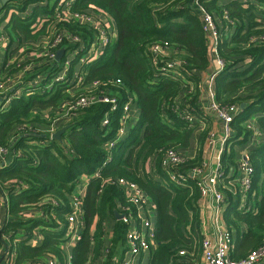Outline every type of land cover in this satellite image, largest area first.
Returning <instances> with one entry per match:
<instances>
[{
  "label": "trees",
  "instance_id": "1",
  "mask_svg": "<svg viewBox=\"0 0 264 264\" xmlns=\"http://www.w3.org/2000/svg\"><path fill=\"white\" fill-rule=\"evenodd\" d=\"M59 1L0 0V24L7 37L0 76L10 90L23 83L17 76L32 53L39 51L42 57L41 38L48 36L51 41L55 33L66 30L78 35L86 49L93 40L90 25L51 20ZM199 5L215 21V51L224 63L213 83L216 101L222 108L236 106L238 111L246 103L231 122L229 145L221 155L220 190L227 208L223 220L234 237L230 257L243 259L264 245V0H74L73 11L108 16L117 29V39L90 64L79 63L84 55L80 52L72 59L66 79L50 90L41 87L33 94L12 93L8 102L0 97V150L7 151L4 156L0 152V261L14 257L13 264H40L57 258L60 264H68L62 246L68 240L67 216L81 177L88 176L84 228L70 264H112L125 250L127 225L116 218L115 211L126 199L122 190L109 182L119 178L137 183L156 211V245L150 250L148 264H200L199 187L194 179H188L186 186L177 184L162 165L166 150L183 153L195 140L194 157L179 170L201 165L204 143L210 137L212 124L206 121L210 115L203 107V88L213 68V50ZM43 17L51 19L38 25ZM154 44L166 45L176 54L158 56L155 64ZM73 48L67 46V50ZM175 57L190 71L185 78L161 71L167 60H178ZM74 69H86L80 87L70 83ZM41 72L47 79L55 78L58 68ZM89 94L116 95V109L111 111V105L104 102L77 111L68 108ZM130 99L136 118L129 123L124 139L107 149ZM43 110L68 113L69 119L58 126L71 125L62 140L41 131ZM107 112L110 119L103 126ZM184 112L203 119V130H199L198 121L187 123ZM253 118L260 133L257 146L251 145L253 130L248 126ZM247 145L251 146L247 153L254 167L246 197L255 203L252 212L239 209L244 197L237 182L239 154ZM109 154L111 160L100 176H94ZM109 221L113 234L107 245L104 236Z\"/></svg>",
  "mask_w": 264,
  "mask_h": 264
},
{
  "label": "built area",
  "instance_id": "2",
  "mask_svg": "<svg viewBox=\"0 0 264 264\" xmlns=\"http://www.w3.org/2000/svg\"><path fill=\"white\" fill-rule=\"evenodd\" d=\"M74 0H61L59 1L58 7L54 11V15L51 19L49 17H43L40 19L39 24L53 20L55 23H62L63 21H73L82 24H87L93 27L95 36L91 41L90 45L86 49V45L82 43L81 38L78 35H73L66 30L62 33H55L54 38L50 41L49 37H44L39 41L38 45L43 46L44 57H50L52 64L51 68L56 67L60 71H65V75L55 74L54 80L50 84H45L47 77L45 74H37L36 77L30 79L26 85L16 84L10 90V93L14 91L16 95L22 93L33 94L39 92L41 87L46 90H50L54 87V84L66 79L69 71L71 70L72 60L70 55H74V58L83 52L84 55L79 57V63L82 65L90 64L98 59L103 53L106 47L111 44L115 39H117V29L110 18L104 14H97L91 11L79 12L73 11L71 9V2ZM198 2V0H195ZM199 12L202 13V19L204 22V29L210 38V43L213 50V68L215 73H209L208 80L204 84L203 88V107L206 113H213L218 116L223 124L224 137L221 143H225V148L227 147L228 141L231 137V122L234 120L236 115H238L241 110H237L236 106H231L230 108H222L218 105L215 94L213 91V83L215 76L221 73L224 69V63L220 61L216 54V45L218 40V31L216 29L215 21L211 14H209L203 6H198ZM1 17V16H0ZM46 41L44 45L43 42ZM0 42L4 45L7 43V37L2 31V26L0 24ZM73 45L74 48L67 50V46ZM61 48H65V52L62 56L61 61L64 56L65 59L62 61L63 65L60 67L58 61L56 60L57 52ZM151 51L154 53L153 62L157 64L158 56L165 57L166 52L169 51V47L161 44H154L151 47ZM44 56V57H43ZM1 57V55H0ZM78 63V65H80ZM211 70V71H212ZM161 71L164 73H171L174 77L185 78L190 71L185 67L180 60L166 61L161 67ZM86 69L81 71L74 69L72 72V77L70 78V83L75 87H80L84 83V73ZM207 79V78H206ZM0 76V91L8 90L6 81H1ZM95 84V83H93ZM9 97H5L7 102ZM97 102L109 103L112 107L111 111H114L117 107L116 95H85L77 99L75 104L68 107L70 110L77 111L81 108L88 107ZM133 100L130 99L124 104L122 117L120 119V126L117 130L116 137L111 139L107 145V149H111L117 145L120 141L124 139L127 134V124L134 118L132 110ZM67 108V107H66ZM68 110V109H67ZM67 119H69L68 113ZM136 118V117H135ZM109 114L105 113L103 118V126H106L109 122ZM183 119L187 123H194L198 121L199 118L194 114L184 112ZM248 126L253 130V139L257 135H260L258 129L249 122ZM57 130H52L51 135H53ZM2 156L6 154V149L0 150ZM190 157H187L184 153H181L175 149H168L164 152L162 157V165L164 169L168 172L170 179L179 185L186 186L188 179H194L197 186L199 187L202 198L211 196L215 201L216 205L212 214V225L214 227L213 235H203L202 239V254L200 264H264V245L259 249L252 251L247 257L240 260H232L230 257L231 250L234 246V237L231 231L226 227L223 220V212L226 206L224 202L222 191L220 190L221 183L223 181L221 155L215 157L216 165L215 167L206 172L208 162L204 161L201 165L192 167L188 170L181 171L179 167L183 165ZM111 160V155L109 154L102 167H100L96 172V177L100 176L102 168H104L108 162ZM254 175V167L251 165L248 153L242 156V159L238 164V178L237 182L242 189L244 197H242V202L239 209H244L245 211L252 212L255 211V203L252 204L248 202L247 192L250 189L251 179ZM110 183L116 184L123 192L126 199V204H119L118 212L122 214V220L127 225L126 236H125V253L120 256V258L114 259L112 264H139L145 253H148L155 244V223L152 220L151 213L153 208L151 202L147 197L144 190L135 182L130 181L126 178H119L117 181H109ZM83 197L81 193H76L72 198V212L67 216L68 226L66 237L68 238V243L76 244L80 239V233L84 228V210H83ZM5 259L0 261V264H13L11 260ZM68 264H70L72 254L67 255ZM40 264H60L59 259L51 258L45 260Z\"/></svg>",
  "mask_w": 264,
  "mask_h": 264
},
{
  "label": "rangeland",
  "instance_id": "3",
  "mask_svg": "<svg viewBox=\"0 0 264 264\" xmlns=\"http://www.w3.org/2000/svg\"><path fill=\"white\" fill-rule=\"evenodd\" d=\"M11 36H12V39L14 41H17V36L16 34L11 31ZM42 40V38L40 39ZM43 44L45 45L46 44V41L43 42ZM37 45V44H35ZM59 51V50H58ZM0 55L2 54V57H0V59L2 58V60L4 59L5 57V52L3 51V49L0 47ZM173 54H176V53H172V50L168 52H166V55L165 56H170V55H173ZM74 58V55H70V59L72 60ZM37 59V60H35ZM43 58L40 57L39 58V51H34L32 53V56L25 61V64H24V68L21 69L20 71V74L17 76L18 77V82H23V83H18V85H26L28 83V81L34 77H36L37 74L40 73V71L42 69H44V71L48 70V72L50 73L51 72V61H50V57H44V60L42 62H40ZM174 59H178L180 60L179 57H175ZM13 60H11L12 62ZM58 65L60 67H62L63 65V62L62 61H59ZM48 66V67H47ZM43 72H41L40 74H42ZM49 73H46V74H49ZM65 71H60L58 70V74L59 75H63V76H66L65 75ZM211 73H215L213 70L211 71ZM47 77V76H46ZM54 80V77L50 78V79H46V81H44L45 84H50L52 81ZM208 80V77L206 79V81ZM206 81H205V84H206ZM14 91H12L10 93V89L9 90H5V91H0V97L3 99L5 97H9ZM205 94V93H204ZM42 116V119H44L45 123L43 124V126H41L42 128L41 131L45 134H51L52 130H59L61 127L58 128L59 125L63 124L61 122L67 120V114L66 112H63V111H58L56 112L55 110L54 111H51V112H48L47 110H43L41 111L40 113ZM207 115H210V119L207 118V122H210V124H212L213 122H216L217 123V126H218V129L216 128H213L212 127V130L210 132V137L207 139H205L206 143H204V151H203V161L202 162H209L210 160L213 161V157H217L218 155H222V153L226 150H224V147H225V143H221L223 137H224V133H223V124L221 123V118L219 119L218 116H215V114L213 113H208ZM213 117H216L215 119ZM134 118H132L129 123L131 121H133ZM254 119V118H253ZM204 123V122H203ZM128 125L127 124V130H128ZM65 126V125H64ZM216 126V127H217ZM203 128L205 127V123L204 125L202 126ZM201 127V131L203 130V128ZM201 136V133L198 134L197 136V140L201 139L200 138ZM253 136V134H252ZM256 140L253 139V137L251 138V142H255ZM195 142L197 143V141L195 140ZM194 142L193 144V148L190 149V151H192V154H195L196 153V143ZM259 141H256L255 142V145H259L258 144ZM187 156V155H186ZM189 157V156H187ZM242 159V156H240L239 158V161ZM149 262V256L146 257V259L142 262V264H148Z\"/></svg>",
  "mask_w": 264,
  "mask_h": 264
},
{
  "label": "crops",
  "instance_id": "4",
  "mask_svg": "<svg viewBox=\"0 0 264 264\" xmlns=\"http://www.w3.org/2000/svg\"><path fill=\"white\" fill-rule=\"evenodd\" d=\"M0 47L6 53V49H7L6 45H4L2 42H0ZM1 57H2V54H1ZM3 62H4V59L2 60V58H1L0 59V72H1V68L3 67ZM213 118L215 119L216 117H213ZM251 122L253 124V123H255V120L252 119ZM198 123L201 124L200 127H199V130H200V128L203 126V119L199 118L198 119ZM216 126H217V123L213 122L212 125H211V130H212V127L218 129V126L217 127ZM200 131L199 132L197 131L196 134L197 135L200 134ZM255 140L259 141L258 140V135L256 136ZM255 142H251V145H255ZM196 146H197V143H196ZM250 147H251L250 145H247L246 147L242 148L240 150V154L239 155L243 156L245 153H247V151H248V149H250ZM192 148H193V145L190 148L184 150L183 153L185 155L189 156L190 158L194 157L195 154H192V151H190V149H192ZM240 156H239V158H240ZM212 159H213V161L210 160L208 162V166H207L206 172L211 171L216 165V161H214L215 157H213ZM89 180H90V177H88V176H82L81 177L80 182L78 184V189L76 190L77 193L79 192V193H81L82 196H84V194L86 193L88 184H89ZM199 204H200V219H201L200 228H201V232H202L203 235H207V234L213 235L214 234V227L212 225V214H213V210H214L215 205H216V201L211 196H208V197L202 198L200 200ZM224 210L225 211L227 210L226 206H225ZM37 215H39V213ZM151 216H152L153 222L156 224L157 215H156V211L154 209H153V212L151 213ZM1 224H2V218H0V225ZM105 230H106L105 231V236H104L105 243L107 245H109L111 243L112 234H113V225L111 224L110 221L106 224ZM62 246H63L66 254L67 255H71L75 244L68 243V241H66ZM125 250H126V246H125ZM125 250L122 251L120 253V255H118L117 258H120V256H122L125 253ZM149 255H150V251L148 253H145L143 255V257H142V260L139 262V264H142V262Z\"/></svg>",
  "mask_w": 264,
  "mask_h": 264
},
{
  "label": "water",
  "instance_id": "5",
  "mask_svg": "<svg viewBox=\"0 0 264 264\" xmlns=\"http://www.w3.org/2000/svg\"><path fill=\"white\" fill-rule=\"evenodd\" d=\"M6 1V0H5ZM65 52V48H61L58 52H57V57L56 60L59 62L62 59V56ZM246 107V103L241 104V111H243V109ZM70 124H67L63 127H61L58 131H56L53 135L52 138L53 139H57V140H62V135L63 133L70 127ZM115 216L117 219H121L122 218V214H120L118 211H115Z\"/></svg>",
  "mask_w": 264,
  "mask_h": 264
}]
</instances>
